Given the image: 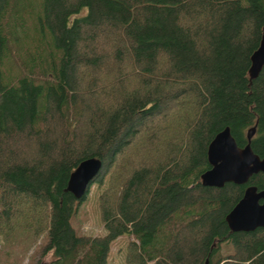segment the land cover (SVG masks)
I'll return each instance as SVG.
<instances>
[{"label":"trees","instance_id":"obj_1","mask_svg":"<svg viewBox=\"0 0 264 264\" xmlns=\"http://www.w3.org/2000/svg\"><path fill=\"white\" fill-rule=\"evenodd\" d=\"M263 28L264 0H0L1 235L24 215L19 228L44 236L33 264H106L124 234L126 264H264V227L224 221L262 174L200 183L223 127L242 147L253 126L264 154V63L248 77ZM174 116L182 131L165 141ZM89 157L97 236L77 234L85 195L64 190Z\"/></svg>","mask_w":264,"mask_h":264},{"label":"water","instance_id":"obj_2","mask_svg":"<svg viewBox=\"0 0 264 264\" xmlns=\"http://www.w3.org/2000/svg\"><path fill=\"white\" fill-rule=\"evenodd\" d=\"M249 60L248 77L252 79L264 63V28L258 46ZM253 132L252 126L246 131L247 143L239 147L228 127H223L206 147L209 168L200 174V183L203 186L221 187L227 182L243 184L252 174H262V188L256 190L253 186L245 187L241 197L225 214L224 221L230 232H247L256 227H264V154L259 158L252 152L249 143ZM100 166L101 161L94 157L81 160L68 175L64 190L76 199L82 197Z\"/></svg>","mask_w":264,"mask_h":264},{"label":"rangeland","instance_id":"obj_3","mask_svg":"<svg viewBox=\"0 0 264 264\" xmlns=\"http://www.w3.org/2000/svg\"><path fill=\"white\" fill-rule=\"evenodd\" d=\"M13 66L14 65L9 69L11 73H14L15 70ZM172 118L173 116L169 115L165 121L171 120ZM178 121L179 119L175 120L174 116L172 124H169L165 133L163 135L158 133V135L160 137L162 136L165 141L176 137L182 131L181 126L177 124ZM160 123H164V121L156 122L154 128H157ZM154 144L157 148L158 142H154ZM99 190L100 188L96 187V185H91L84 199L77 205L76 212L74 216L71 217V225L77 234L97 236L103 233L96 201ZM24 219H26L24 215L10 217L8 222L11 226V230L8 234L4 233L1 235L0 233V264H33L35 262V251L43 243L44 236L39 235L35 237L30 230L19 228V224L22 223ZM4 222H6L5 219H0V225H4ZM129 240H131V236L124 234L118 236L110 243L106 264H126L124 256L126 244ZM52 258L51 252H48L40 258V263H47Z\"/></svg>","mask_w":264,"mask_h":264}]
</instances>
